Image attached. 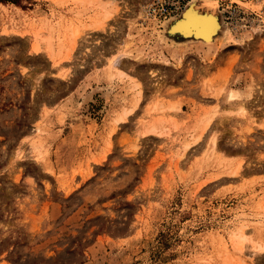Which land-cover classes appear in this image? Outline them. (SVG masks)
<instances>
[{
    "label": "rangeland",
    "instance_id": "obj_1",
    "mask_svg": "<svg viewBox=\"0 0 264 264\" xmlns=\"http://www.w3.org/2000/svg\"><path fill=\"white\" fill-rule=\"evenodd\" d=\"M117 1L99 49L74 0L0 3V264H264V0H211V44Z\"/></svg>",
    "mask_w": 264,
    "mask_h": 264
},
{
    "label": "bare ground",
    "instance_id": "obj_2",
    "mask_svg": "<svg viewBox=\"0 0 264 264\" xmlns=\"http://www.w3.org/2000/svg\"><path fill=\"white\" fill-rule=\"evenodd\" d=\"M109 3H110L109 5L112 4L113 6H117L119 8V11L117 12L119 13L118 15L117 13L116 14L113 13L114 15L110 16V12H109L106 14L107 16L105 15L103 23L99 26V29L104 31V34H110L109 30L110 31L114 30V27L118 24L117 22L118 19L122 16L121 14H123V7L119 6L121 4L120 2H118L117 0H110ZM223 32H224L223 23L221 22V19L216 11V6L214 5V3L211 2V0H191L178 16L172 17L169 20L164 22L162 35H164L163 36L164 40L168 39L169 37H176L178 39L182 38L183 40L186 41V43L188 41V42H199L203 44H211L217 37L221 36ZM90 36L91 38H93V41H90L89 43L91 49H95V48L99 49L103 46L101 45L103 43L96 42L98 41V39L101 40L102 38H99L98 35L94 36V34L93 35L90 34ZM173 44L177 45V43H173ZM38 46L40 47V45ZM38 46L36 43H33L31 48L33 51L38 52ZM88 48H84L83 52L85 51L84 53L87 54ZM53 59L55 60V58ZM114 60L115 58L111 60L110 66L112 67H114L113 66Z\"/></svg>",
    "mask_w": 264,
    "mask_h": 264
},
{
    "label": "crops",
    "instance_id": "obj_3",
    "mask_svg": "<svg viewBox=\"0 0 264 264\" xmlns=\"http://www.w3.org/2000/svg\"><path fill=\"white\" fill-rule=\"evenodd\" d=\"M109 1L110 0H74L72 4L70 3L69 6L65 7L60 12L61 14H64L65 23L64 22L63 23L64 25H66L64 28L62 23L61 31L63 30V28L68 29V26L70 25L72 29H79V34H83L85 36H88L90 34L92 35L94 34V36L98 35L99 38H102V40L105 41L106 37H109L110 34H106V36H104L105 35L104 31L99 29V26L103 23L104 20L103 18L107 13L110 12V16L113 14V10H112L113 5L112 4L109 5L110 4ZM77 14L78 15L80 14L81 18H78L76 16ZM123 32H124L122 33L123 35L122 34L120 35H122L121 37L124 38L126 34V29L125 31L123 30ZM116 34H119V32L117 31ZM68 36L69 33H66L67 38ZM46 37L48 39V36ZM104 51L105 52L103 53L105 55L102 58L96 59L95 62L93 63V66L96 65L97 68H99L102 65L107 64L108 63L107 61L111 59L109 57L111 55H115V53L119 52L120 50H115L114 48L110 47V45H105ZM62 60L63 62H67L66 60L68 59H62ZM124 66H125V61H123L120 64V68H123Z\"/></svg>",
    "mask_w": 264,
    "mask_h": 264
},
{
    "label": "trees",
    "instance_id": "obj_4",
    "mask_svg": "<svg viewBox=\"0 0 264 264\" xmlns=\"http://www.w3.org/2000/svg\"><path fill=\"white\" fill-rule=\"evenodd\" d=\"M2 2H5V3L11 2V3L15 4V0H0V3H2Z\"/></svg>",
    "mask_w": 264,
    "mask_h": 264
}]
</instances>
